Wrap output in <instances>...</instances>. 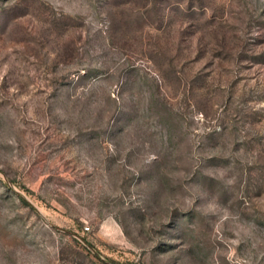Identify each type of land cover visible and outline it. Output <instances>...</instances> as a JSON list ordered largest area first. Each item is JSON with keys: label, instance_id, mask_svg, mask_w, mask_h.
Segmentation results:
<instances>
[{"label": "rangeland", "instance_id": "rangeland-1", "mask_svg": "<svg viewBox=\"0 0 264 264\" xmlns=\"http://www.w3.org/2000/svg\"><path fill=\"white\" fill-rule=\"evenodd\" d=\"M0 264H264V0H0Z\"/></svg>", "mask_w": 264, "mask_h": 264}]
</instances>
